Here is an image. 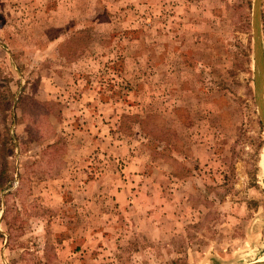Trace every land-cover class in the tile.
Wrapping results in <instances>:
<instances>
[{"label": "rangeland", "instance_id": "374dc122", "mask_svg": "<svg viewBox=\"0 0 264 264\" xmlns=\"http://www.w3.org/2000/svg\"><path fill=\"white\" fill-rule=\"evenodd\" d=\"M254 1L0 0V264L264 260Z\"/></svg>", "mask_w": 264, "mask_h": 264}, {"label": "water", "instance_id": "95a60500", "mask_svg": "<svg viewBox=\"0 0 264 264\" xmlns=\"http://www.w3.org/2000/svg\"><path fill=\"white\" fill-rule=\"evenodd\" d=\"M261 6L262 0L254 1L253 11V30L255 42V57H256V89L257 103L262 122L264 124V59L263 47L261 43ZM247 264H264V262H251Z\"/></svg>", "mask_w": 264, "mask_h": 264}, {"label": "crops", "instance_id": "0c3cea01", "mask_svg": "<svg viewBox=\"0 0 264 264\" xmlns=\"http://www.w3.org/2000/svg\"><path fill=\"white\" fill-rule=\"evenodd\" d=\"M103 179H104V176H103L102 178H100L99 181H102V182H103ZM99 181H98V183H97L98 186L102 185V184L99 183ZM93 182H94V181H93ZM93 182L90 183V184H93ZM88 191H91V195H92V193L94 192V186H92V187H91V186H88ZM86 193H87V192H86ZM85 195H86V194H85ZM91 195L89 194V196H91ZM118 195L121 196L122 194H119V193H118ZM87 202H88V200H87Z\"/></svg>", "mask_w": 264, "mask_h": 264}, {"label": "bare ground", "instance_id": "6f19581e", "mask_svg": "<svg viewBox=\"0 0 264 264\" xmlns=\"http://www.w3.org/2000/svg\"><path fill=\"white\" fill-rule=\"evenodd\" d=\"M258 262H264V260H262V261H258Z\"/></svg>", "mask_w": 264, "mask_h": 264}]
</instances>
